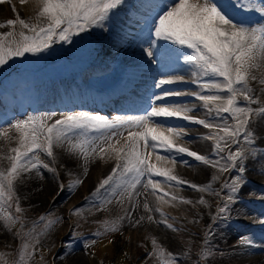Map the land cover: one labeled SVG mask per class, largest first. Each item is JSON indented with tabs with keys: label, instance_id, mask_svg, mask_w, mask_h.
I'll use <instances>...</instances> for the list:
<instances>
[{
	"label": "snow or ice",
	"instance_id": "obj_1",
	"mask_svg": "<svg viewBox=\"0 0 264 264\" xmlns=\"http://www.w3.org/2000/svg\"><path fill=\"white\" fill-rule=\"evenodd\" d=\"M4 2L5 0H0V3ZM20 2L23 4L25 0ZM36 3L39 7L36 23L26 22L17 14L16 20L0 24V28L15 29L17 24L20 27V31L0 34V68L14 58L44 53L54 44H72L74 37L87 41L88 35L94 29L111 32L120 26L118 10H122L127 0H36ZM140 8L143 12L140 13L142 18L137 21L139 33L135 39L147 57L146 67L153 64L158 66L159 78H154V87L160 91L152 92L151 95L146 92L140 98V103L133 102L130 107L137 112L136 115H118L111 120L99 114L80 111L65 114L51 125L47 123L50 117L38 118L31 115L24 119L7 121L9 128L15 129L19 138L18 146L11 148L10 154L5 157L9 167L6 171H0V209L5 204L9 208L15 204L17 215L10 217L13 221H19L25 211L20 207L16 196V182L21 181L24 174L33 170L41 177V169L56 173L55 167H50L39 157L43 153L54 162L53 149L63 148L65 144L69 153L82 157L85 162L96 156L104 159L105 155L116 161L111 174L99 184L91 197L86 198L89 207L102 208L105 203H111L110 199L100 198V193L102 189L109 193L110 189L106 186L110 184L121 187V181L115 180V177L127 175L129 178L124 182L121 191L116 192L115 188H112L111 195H127L131 199L143 177H149L144 187L151 185L155 189L158 184L152 181L151 176H164L168 182L175 181L176 185L188 184L197 192H206L217 197L223 194L226 202L218 206L217 215L213 220H226L231 212L229 203L239 202L240 188L246 183V161L251 158L264 167V152L259 151L256 146L257 134L264 137V94L256 95L250 87V81L257 80L253 71L264 63V23L252 25L236 18L240 13L249 10L258 12L264 18V6L257 7L256 0H140ZM170 63L177 67L183 65L185 70L195 77L193 82L201 91L192 95L195 99L203 101L209 113L215 110L217 117H220L221 113H227L235 123L213 124L209 120L196 119L189 115L193 109L186 104L167 100L166 97L184 94L163 87L184 79L183 76L163 71ZM259 83L264 85V78L260 79ZM261 92L264 93V89H261ZM238 97H242L245 103H239ZM160 101L162 103H157ZM175 120L188 121L213 130L202 137L214 142L213 156L224 152L225 147H228L229 151L213 161L197 152L176 146L174 140L182 138L185 132L183 126L175 123ZM216 129L223 135H219ZM89 133L95 135L90 136ZM0 135L10 139L7 130L2 127ZM121 140L124 141L123 144ZM141 141L143 149H151L152 152L162 149L164 152L185 154L204 165L218 168L220 172L234 171L235 174L222 186L223 193L214 191L211 183L204 186L188 183L150 164L142 151ZM232 145L237 146L234 151L230 147ZM156 158L174 159L160 155ZM82 183L81 179H76L68 185V191L72 192ZM59 190L64 191L63 184L59 186ZM172 199L177 198L173 196ZM261 199H264V196ZM181 202L192 203L189 200ZM197 203L204 205L206 201L201 198ZM144 207L149 210L147 204ZM83 208L82 205L72 209V215L82 213ZM50 215L51 213H48L39 218L41 223L46 221L44 226L48 230L62 222L61 218L47 219ZM161 215L163 216V213ZM261 216L264 217V210L261 211ZM126 217L132 223L130 212L126 213ZM126 217H119L111 222V226L105 222L104 233H93V239L85 241L84 247L90 249L105 235L119 232L121 222ZM143 219L144 217H140L132 226L135 227ZM148 220L152 221L153 217L149 215ZM161 223L166 224L172 231H179L167 223L166 219ZM257 223L264 226V218L258 219ZM17 235L20 233L17 232ZM212 235L211 229L205 233L204 250L200 255L202 260L207 261L211 255ZM108 242L112 243V240L109 239ZM240 243L252 245L253 241L245 236L241 237ZM38 244L39 239L33 237V250L27 254L29 257L34 258L35 253L39 251ZM151 245L150 258L155 257L160 264H178L177 257L166 253L155 239L151 240ZM28 247V243H25L24 249ZM89 255L95 254L89 252ZM20 259L23 264L24 251L21 252Z\"/></svg>",
	"mask_w": 264,
	"mask_h": 264
},
{
	"label": "rangeland",
	"instance_id": "obj_2",
	"mask_svg": "<svg viewBox=\"0 0 264 264\" xmlns=\"http://www.w3.org/2000/svg\"><path fill=\"white\" fill-rule=\"evenodd\" d=\"M13 6L14 5L8 0L4 3H0V24H6L8 20H16L17 14L20 19L35 23L34 19H36L38 13L32 17H25L20 5L17 7L14 6L15 11H13ZM256 6H264V0H256ZM118 11L121 24L111 32L94 29L92 33L88 35L87 41H81L79 37H74V43L72 44L57 43L44 53L35 56L28 54L23 58H14L9 61L6 66L0 68V127L7 130L8 137L10 138L5 139L0 135V171L7 170L9 162L5 157L10 154L11 148L18 146L19 134L15 129L9 128L7 121L24 119L29 115L39 118L47 117L49 113L67 114L76 111L88 112L94 115L99 114L109 119H111V116L114 118L118 115L126 116L137 114L135 111L115 112L104 104L98 105L97 107L92 106L93 104L90 103H94L95 100L101 102L100 97H89L81 88L76 90H79L82 95L76 92L77 95L73 96L74 98L70 96V98L76 100L78 104H74V107L70 105L69 108L55 109L54 105L61 104V102L65 104V106L69 104L65 96H58V93V95L53 93L55 92L53 85L56 84L58 80H63V78L65 80L74 78L75 80L78 79V82L81 81L83 84L87 85L90 78H103V83L99 85L102 86L97 88L98 94L101 93L102 95V92H104L102 88L107 84L115 83L119 76L121 77L119 81H134V86L136 85V87L129 91L130 95L127 96V100L132 103H137V101L140 103V98L144 96L146 92L148 95H151L152 92L160 91V89L154 87V78H159L157 75L158 66L153 64L151 67H146L147 57L143 54L141 47L138 46V41L135 39L139 33L137 21L142 18L140 13L143 12V9L140 8V0H127L122 10ZM245 18L247 19L246 23L252 25L264 23V18L254 10L240 13L239 20L244 22ZM0 29V34L13 30L20 31L18 24L15 29L9 27ZM24 31L27 33V30ZM27 34L30 35L31 33ZM105 39L108 41H105ZM105 42H109L111 48L107 51L108 53L106 52L102 55L100 52L99 54V48L103 47V44H106ZM96 47H99L98 50ZM60 56L63 59L60 58ZM114 57L116 59L120 58L117 60L118 62L114 64L118 72L116 73L115 70L114 75L109 71L107 65L106 67L103 66L104 68L95 65L99 60L102 64H107L108 60L112 61ZM174 66V63L169 64L168 72L173 73V71L178 70L179 67H183V65L179 67ZM68 72L71 74L70 76H67V74H69ZM187 73L189 77H184L187 81L182 82L181 80L178 82L180 83V89L184 87V89L189 90L192 87V93L200 92L201 90L193 82L195 77H193L190 72ZM112 76V80L109 81L111 83L105 80V78H110ZM188 82L190 83L188 84ZM171 85L172 84H168L163 87L167 88ZM189 85V89L185 87ZM250 87H252L251 84ZM192 93L188 96L185 94V97L170 96L166 97V99L194 105L193 115L190 114V116L196 119L209 120L213 124L232 125L235 123L227 113L220 115V117H223L222 120L220 117H217L216 113L210 116L207 109H204L203 101L195 99ZM221 95H223V93H221ZM89 99H91V101ZM182 99H185V101H182ZM79 101H81V103H79ZM157 103H162V101ZM240 103H245L243 98ZM82 104L83 107L81 106ZM254 107H257V105ZM49 110L55 111L50 112ZM174 122L182 125L185 132L182 138L174 140L175 145L176 142L182 143V146L188 145L193 141H199L202 144H214L212 140L202 139V137L208 135L213 130L205 128V133L199 134L195 133L194 129H202L203 126L201 125L184 120H175ZM215 131L223 135L218 129ZM89 135L92 136L95 135V133H89ZM126 135L127 133H125V136ZM42 139L43 137H41V140ZM123 143L124 141L121 140V144ZM256 146L259 151L264 152V144L257 145L256 143ZM117 147H119V145H117ZM230 147L234 151L237 146L232 145ZM55 148L53 149L54 158L55 155L59 153ZM141 148L150 164L161 171L169 172L170 175H173V168L179 165L180 156L190 162L189 166L196 164V161L192 157L185 154L164 152L162 149H157L155 152H152L151 149H143L142 141ZM184 148L187 149V147ZM224 150L229 151V148L225 147ZM59 154L61 155V153ZM157 155L173 157L174 159L157 160ZM39 158L44 163L49 164L50 167H55L56 173L41 169V177V175H37L35 170H33L31 173L24 174L21 181L16 182V196L19 199L20 207L25 211L21 214V219L19 221H13L10 217L17 215L15 213V204H13L11 208L5 204L3 208L0 209V213H2L0 214V264H22L20 259L22 251H24L25 254L23 264H160L155 257H149V252L152 248V239H155L166 253H172L176 256L178 264H253L255 263L253 261L259 258L261 253H264V226L257 223L258 219L264 218L261 216V211L264 210V199H261V197L264 196V180L261 181L257 179L256 183L246 180V183L243 184L241 188L245 187L246 189H251L247 198L244 199L239 196V202L229 203L231 212L228 214V219H217L214 221L213 217L217 215L218 206L226 202V197L223 194L221 197L215 195L204 197L203 193L195 191L190 188L188 184L176 185L175 181L168 182L164 176H151L152 181L157 183L158 186L155 189H153L151 185L145 188L144 184H146L149 179L146 175L142 178L141 184L137 186L141 187L144 192L145 189L149 191L151 204H148V208L150 211L145 210V212L147 213V218L151 215L153 220H148V224H145L142 228L139 227V229L127 226L126 222L123 220L119 232L105 235L96 245L90 249H86L84 247L85 241L93 239V233L98 231L104 233L105 222H108V226H111V222L117 220L121 216H125L128 210L127 195L123 197L118 195L113 196L111 195V189L115 188L116 192L121 191L124 182L127 181L129 177L127 175L124 177H115V180L121 181V187L110 184V186H106V188L110 189L109 193H105L103 189L101 190L100 198L110 199L111 203H105L102 208L99 206L89 207V201H86V198L91 197L92 193L95 192L97 188L89 190L82 183L72 192H69L68 185L77 178H61L62 171L66 168L64 164H52V158L46 157L43 153L40 154ZM96 158L99 164H107L115 161V159L109 158L107 155L104 156V159H101L99 156H96ZM209 158L214 161L217 157ZM249 160L248 163V160L246 161V165L253 169L254 166L251 165L253 163L251 161L254 160ZM258 171L259 170H257V173ZM230 172H232V176L235 174L234 171ZM230 172L228 171L226 174ZM191 174L192 176L190 175V178L193 179V181L199 179L197 175ZM34 178L39 179L40 185L47 182L46 178H50V182L53 184V190H51L50 195L47 196V199L43 201L44 203L42 205L37 204L35 201V194L30 192L31 188L36 191L35 193L38 191L37 187H33L34 184L31 183V180L33 181ZM229 179H222L215 191H221L223 193L222 186ZM61 184L64 185L63 192L59 190ZM185 191L194 192L197 199H199V196H202L201 198L206 201V204L201 205L197 203V199H195V201L191 200L192 203L190 204L182 203L181 200H188L179 196ZM165 193L168 195L165 196ZM173 196L177 199L173 200ZM82 205L84 206L82 213L73 216L72 209ZM203 211L207 212L209 217L206 218L205 215L201 214ZM48 213H51V215L48 216L47 219L61 218L62 220V222L57 223L51 230L45 228L44 223H46V221L44 223L39 222V218ZM161 213H163V216ZM164 219L167 220V223L172 224L173 228L179 229V231L168 229L166 224L161 223ZM209 229H211L213 233L210 239L211 255L207 261H205L200 259V255L204 250L203 240L205 233L208 232ZM17 232L20 233L19 236ZM245 236L251 238L253 241L252 245L240 243L241 237ZM33 237L39 239V244L37 245L39 251L35 253L34 258L27 255L33 250ZM109 239L112 240V243L108 242ZM25 243L29 245L26 250L24 249ZM117 248V252L114 251ZM89 252L95 255L91 256Z\"/></svg>",
	"mask_w": 264,
	"mask_h": 264
},
{
	"label": "bare ground",
	"instance_id": "obj_3",
	"mask_svg": "<svg viewBox=\"0 0 264 264\" xmlns=\"http://www.w3.org/2000/svg\"><path fill=\"white\" fill-rule=\"evenodd\" d=\"M10 2L16 7L20 5V8H22L23 14H24L25 17L35 16L39 12V7L37 6L36 0H25V3H23V4H21L20 0H10ZM239 16L236 17V18L239 19ZM34 20H35V23H36V19H34ZM26 22H30V21L26 20ZM41 22H43V21H41ZM106 40L107 39H105V41ZM113 40H114V38H113ZM103 41H104V39H103ZM109 42H105L106 44H103V47H100V48L98 47L99 48V54L101 52V54L103 55V53H106L107 51H109V48H111ZM96 44H98V43H96ZM95 45H93V46H95ZM98 48H97V50H98ZM66 57H69V56H66ZM60 58H62V57L60 56ZM66 59H65V61H66ZM119 59H116L114 57V59L112 61L108 60L107 64L106 63L102 64V62H100V60L97 59V60H99V62L95 63V65H99L101 67H103V66L106 67V65H107L108 66L107 68L109 69V71H111L112 75H114L115 70H116V67L114 66V64H116L118 62L117 60H119ZM57 70H59V69H57ZM76 70H75V72H76ZM168 70H169L168 67L166 69H163V71H166V72H168ZM54 71H55V69H54ZM116 73H118L117 70H116ZM173 74L174 75H180V76H183V77H185V76L189 77V74L184 70V66L183 67H179L178 70L173 71ZM253 74L257 76V80L256 81H251L250 84L252 85V88L254 89V92H255L256 95H262L264 93L261 92V89H264V85H261L259 83V81H260V79L264 78V63L261 64V67L255 69L253 71ZM70 75H71L70 73L67 74V76H70ZM112 78H113V76L110 77V78H105V80L109 82L110 80H112ZM183 81H187V79H183L182 82ZM178 82L179 81H176L174 84L172 83V85L167 87V88L181 91L182 93H184L181 96H184V97H185V94H187L186 96H188V95H190L192 93L193 89H192V87H191L192 90L189 89L190 85L189 86H185L189 90L184 89V87H181V89H180V83H178ZM101 83H103V78H97V79L96 78H94V79L90 78L89 82L87 83V85L83 84V82H81V81L78 82V79L75 80L74 78H68V80H65L63 78V80L62 79L58 80L56 82V84L53 85V87L55 88V92H53V93H56V94L58 93L59 94V95L57 94L58 96H62V95H63V97L65 96L66 100L69 101V104L65 106V104H63L61 102V104L54 105L55 109L56 108H59V109L69 108L70 105H72L74 107V104L75 105L78 104L76 102V100L73 99L74 98L73 96L77 95L76 92H79V90H76V89L81 88L83 92L84 91H88L90 94H93V96L97 95L98 94L97 88L102 86V85L99 86ZM109 83H111V82H109ZM189 83L190 82H188V84ZM109 85L107 84L102 89L108 88ZM70 91H73V92H70ZM79 95H80V93H79ZM223 95H224V93H223ZM70 96L73 97V98L71 99ZM79 99H80V96H79ZM111 99H113V98L111 97L110 100ZM237 99H238L239 103L242 101V97H238ZM89 100L91 101V99H89ZM182 101H185V99H182ZM176 102H178V101H176ZM79 103H81V101H79ZM83 104L81 105L82 107H83ZM90 104H94L92 106H98L97 102L90 103ZM186 105L189 108H192V109H193V107L195 108L194 105H191V104H186ZM254 106H256V105H252V107H254ZM210 107H211V105H210ZM128 109L131 110L132 108L130 109V107H129ZM204 109H207V108H204ZM67 110H70V109H67ZM199 110H200V108H199ZM49 111L50 112H54L55 110L54 111L49 110ZM71 113H74V112H71ZM215 113H216L215 110H213L209 115L212 116ZM67 114H69V113H67ZM190 114L193 115V111L190 112L189 115ZM223 114L224 113H221L220 115H223ZM63 115H65V114L49 113V115L47 117H50V119H48L47 123L49 125H51V124L55 123L56 120L61 119ZM201 115H203V114H201ZM111 119H112V117H111ZM204 130H205L204 127L202 129L201 128L194 129L195 133H199V134H204L205 133ZM219 135H221V134H219ZM256 143H257V145H263L264 144V137H261L259 135V133L257 134ZM213 145H214L213 143L202 144L199 141L198 142L193 141L192 143H189L188 145H183V146L187 147V149L190 150V151L197 152L200 155H206V156L213 157V158L217 157L216 159H219V156H221V155H226L227 154L228 150H224V152L219 153L216 156H213V152H214ZM176 146L183 147L182 143H180V142H176ZM56 149H57V152L61 153V155L59 153H57L55 155V159H54V162L52 164L59 163V164H64L66 166V168L62 171L61 178H63V177H66V178H77V179L79 178V179H81L83 181V184L89 190H94L95 188H97V186H99V184L111 174L112 169L116 166V161H114L112 163H107V164H99L98 159L96 157L91 158L89 161L85 162L82 157H77V156H74L73 154L69 153L67 151V144H65V146L63 148L56 147L55 150ZM263 151H264V149H263ZM179 159H180V163H179V165H177V166H175L173 168V173L172 174L174 176L178 177L181 180L187 181L188 183H194V184H197V185H200V186H204V185H206L208 183H211L212 189L215 191L217 189V185L219 184L220 181H222V179L223 180L229 179L232 176V172H230V171H229L230 173L226 174L227 172H220L218 168L212 167L211 165H204V164H202L201 162H198V161L195 162L196 164L193 161V163L195 165L189 166L190 162L188 160L184 159L183 157L181 158V156L179 157ZM249 161L250 160L248 159L247 163ZM251 162H253L251 165L254 166V167L252 169L251 167L246 165L247 171L244 174L245 181L249 180V182H255V183H256L257 179H260L261 181H263L264 180V167H261L260 164L257 163L256 161H251ZM85 169H87V174L86 175H85ZM257 170H259L258 173H257ZM191 173L197 175V177H199V179H195L193 181V179L190 178V175L192 176ZM213 178H215V179H213ZM38 180H39L38 178H36V179L34 178L33 181L31 180V183L34 184L33 187H35V188L37 187V189H38L37 193H35L36 191L33 190L32 188H31V190L29 188V190H30L31 193L35 194V199H36L35 201L37 202V204L42 205L44 203L43 201H45L47 199V196L50 195L51 190H53V184H52V182H50L51 181L50 178H46L47 182H45V184H41V185H40ZM250 190L248 188L246 189L245 187L241 188L240 191H239V196H241L244 199H246L248 194L250 193ZM210 195H212V194H209V193H206V192L203 193L204 197H208ZM179 196H181V198H186V199H188L190 201L191 200L195 201V199H197L196 194L194 192L192 193V192H189V191H185L184 193L182 192L181 195H179ZM201 197L202 196H199V199ZM199 199H197L196 201H198ZM127 201H128V203H127L128 204L127 212L131 213L132 223H134L137 220H140V217H144V219L139 224H137L135 226V228L139 229V227L142 228L145 224H148L149 221H148V218H147V213L145 212L144 205L145 204L148 205L149 203L151 204V200H150V197H149V191L145 189V192H144L143 189H141V187L137 186L136 190L133 193L132 198L131 199L128 198ZM201 214L205 215L206 218L209 217L208 213L205 212V211L201 212ZM125 217H126V214H125ZM124 221L126 222L127 226H130V227L133 228L132 223L129 222L127 217L124 219ZM117 250H118V248L116 250H114V251L117 252ZM263 251H264V247H263ZM253 262H255L253 264H264V253H261L260 257L255 259Z\"/></svg>",
	"mask_w": 264,
	"mask_h": 264
}]
</instances>
